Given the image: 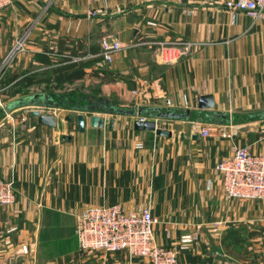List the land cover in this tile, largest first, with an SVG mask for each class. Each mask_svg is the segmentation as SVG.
Here are the masks:
<instances>
[{
	"label": "crops",
	"instance_id": "obj_1",
	"mask_svg": "<svg viewBox=\"0 0 264 264\" xmlns=\"http://www.w3.org/2000/svg\"><path fill=\"white\" fill-rule=\"evenodd\" d=\"M225 1L10 0L0 10V178L15 191L0 204V264H150L79 247L75 215L96 205L149 208L156 243L176 248L178 264H264V201L226 197L217 169L234 144L264 153V15ZM105 34L129 45L109 62L95 58ZM178 40L190 43L185 54L155 57L161 42ZM66 56L99 70L77 79L98 83L97 102L189 114L157 119L170 136L135 129L139 116L104 111L111 129L86 115L79 130L77 114L57 104ZM202 94L213 95L208 112L227 120L197 107ZM29 106L57 124L38 122ZM208 123L215 130L201 136Z\"/></svg>",
	"mask_w": 264,
	"mask_h": 264
},
{
	"label": "built area",
	"instance_id": "obj_2",
	"mask_svg": "<svg viewBox=\"0 0 264 264\" xmlns=\"http://www.w3.org/2000/svg\"><path fill=\"white\" fill-rule=\"evenodd\" d=\"M9 2L10 0H0V10ZM225 6L242 11L253 19L264 15V0H226ZM100 11L97 8L89 10L88 13L96 15ZM127 46L129 45L111 34H105L100 38L99 55L109 62L115 52ZM189 48L188 41L161 42L154 54L160 61H173L185 54ZM214 128L212 123H208L199 128V133L201 136H208ZM220 134L231 135L226 130H221ZM217 169L222 175V188L226 197L264 201V153H255L248 145L234 144L231 154L218 162ZM14 200L12 183L0 178V204H9ZM155 222L156 218L147 207L137 210L125 209L119 205H96L86 207L75 215L74 231L82 250H123L130 259L139 257L150 264H178L176 248L156 243L153 236ZM261 223V232L264 235V217Z\"/></svg>",
	"mask_w": 264,
	"mask_h": 264
},
{
	"label": "water",
	"instance_id": "obj_3",
	"mask_svg": "<svg viewBox=\"0 0 264 264\" xmlns=\"http://www.w3.org/2000/svg\"><path fill=\"white\" fill-rule=\"evenodd\" d=\"M29 104L36 105V101L34 100V97L27 98ZM15 103V102H14ZM13 103V104H14ZM214 106V98L212 94H202L197 97V107L201 110L205 111V115H209L211 120H216L218 117H221L222 120H227L225 113L221 111H214L212 114L209 113V110H212V107ZM76 109L81 110V113H78L76 115V122L78 125V129L82 130L84 128V124L86 121V114L91 113L88 115L89 123L91 126L94 127H102L104 124H107V127L109 129L112 128L114 124V117L110 116L107 120L104 116L99 115L98 113L100 111L108 112V113H126L131 115L139 116L138 119H135L133 122V127L135 129H150L154 130V132L157 135H172V131L170 129L160 127L157 125V119L160 118H180L188 116V111L185 113H179L170 109H161L160 107H106L104 108L100 102L92 103V104H86V105H80L77 106ZM152 111H155L152 113ZM32 116H36L37 121L43 124L48 125H56L57 124V118L52 115L50 112H44L40 111L38 107H35L31 109L30 111ZM151 117L146 118L144 116ZM143 118H140L142 117ZM67 119H69V116H67ZM197 135H193V137H196Z\"/></svg>",
	"mask_w": 264,
	"mask_h": 264
},
{
	"label": "rangeland",
	"instance_id": "obj_4",
	"mask_svg": "<svg viewBox=\"0 0 264 264\" xmlns=\"http://www.w3.org/2000/svg\"><path fill=\"white\" fill-rule=\"evenodd\" d=\"M92 84L94 86H92ZM96 82L90 83V81L76 80L73 83L60 82L58 84L59 95L69 96V100L66 98L64 104H59L62 107H68V115L75 116L82 111L76 109L77 106L97 103L98 98H100L99 89ZM92 86V87H90ZM90 87V88H89ZM87 88V89H86ZM89 88V90H88ZM59 98V97H58ZM115 100V99H114ZM32 106L28 108L31 109ZM34 107V106H33ZM86 115L91 113L84 112ZM99 114V113H98Z\"/></svg>",
	"mask_w": 264,
	"mask_h": 264
},
{
	"label": "trees",
	"instance_id": "obj_5",
	"mask_svg": "<svg viewBox=\"0 0 264 264\" xmlns=\"http://www.w3.org/2000/svg\"><path fill=\"white\" fill-rule=\"evenodd\" d=\"M97 59H101V56L100 55H96ZM60 64L58 65L56 71H57V79L59 82L61 81H69V82H72L74 80H77V79H81L83 78L84 76L86 75H93V76H96L98 74V69H91V72H89L87 69H86V63L85 61H80V60H77V59H74L72 60L71 57L69 56H66L62 59H60ZM101 72H104V71H101ZM27 82H31V78L28 77V80ZM58 101H57V104H64L65 102V99L67 98L69 100V96L67 95H59L58 96ZM64 101V102H63ZM66 104V102H65ZM100 104L106 108V107H113L110 103H103V101L100 102ZM121 108H125V107H121Z\"/></svg>",
	"mask_w": 264,
	"mask_h": 264
}]
</instances>
